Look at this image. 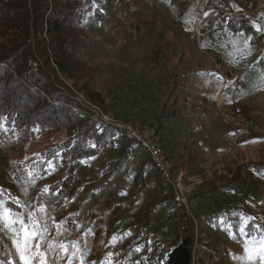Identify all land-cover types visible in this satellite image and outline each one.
<instances>
[{"label": "rangeland", "instance_id": "374dc122", "mask_svg": "<svg viewBox=\"0 0 264 264\" xmlns=\"http://www.w3.org/2000/svg\"><path fill=\"white\" fill-rule=\"evenodd\" d=\"M209 1H98L103 16L82 32L87 43L78 58L79 74L51 76L89 119L98 113L154 129L172 166L173 186H162L150 163L146 173L138 174L148 157L134 154L124 135L116 134L112 147L86 162L80 182L68 194L77 204L84 202L77 211L81 219L68 228L70 218L64 220L52 205L38 200L32 182L17 175L14 147L3 140L0 125V188L20 201L13 208L25 219L33 211L47 222L49 239L77 242L86 255L78 252L72 264L81 259L84 264H155L156 250L175 237L186 218L193 264H248L241 257L250 238L227 223L237 214V201L264 215V177L250 167L264 168V31L254 27L264 28V0H220L223 9L246 16L249 27L238 31ZM90 91L101 97L102 106L91 101ZM240 126L246 134L231 141L228 134ZM59 136L49 132L30 139L25 153L35 155ZM123 145L130 148L128 161L119 175L107 178ZM178 187L184 201L165 203ZM57 264H69L68 257Z\"/></svg>", "mask_w": 264, "mask_h": 264}, {"label": "trees", "instance_id": "16d2710c", "mask_svg": "<svg viewBox=\"0 0 264 264\" xmlns=\"http://www.w3.org/2000/svg\"><path fill=\"white\" fill-rule=\"evenodd\" d=\"M98 1L101 0H0V125L4 128L3 140L14 147L12 157L17 175L32 182L38 200L52 205L64 220L70 218L69 222L65 221L68 228L73 220L81 219L82 211H77L84 204L83 201L77 204V198L71 200L68 194L80 182L86 162L102 154L104 148L112 147V138L119 134L112 127L96 123L77 111L76 103L51 79L59 73L69 78L79 74L76 69L78 58L87 43L82 32L90 26V21L95 24L103 16ZM209 4L221 11L227 26L236 31L249 27L245 15L223 9L220 0H210ZM89 94L92 102L102 106L103 101L97 93L90 91ZM204 114L202 112L198 117ZM154 121L158 119L155 117ZM159 129L158 123L157 131ZM49 132L60 134L59 139L35 155L25 153L28 152V140ZM118 151L119 156L111 160V170H106L107 178L119 175L128 161L130 148L123 145ZM48 161H52V167ZM147 163L148 160L139 165L138 174L146 173ZM250 167L264 177L263 165ZM161 185L165 186L162 182ZM167 196L165 203L172 204L173 192ZM0 198L14 206V197L5 189L0 188ZM233 205L234 212L240 215L228 214H232L229 217L232 223H227L230 227L239 228L247 219L249 235H243L245 238L258 239L264 234L262 213L244 201ZM73 207L75 210L61 215L66 208ZM187 219L175 237L156 250L155 264H193V240L186 229ZM10 250L14 251L10 239L4 230L0 231V260L6 262L5 253Z\"/></svg>", "mask_w": 264, "mask_h": 264}, {"label": "snow or ice", "instance_id": "6c2138e0", "mask_svg": "<svg viewBox=\"0 0 264 264\" xmlns=\"http://www.w3.org/2000/svg\"><path fill=\"white\" fill-rule=\"evenodd\" d=\"M254 27L257 32L264 31L260 24H254ZM251 39V37L248 38V40ZM248 40L245 41L246 46ZM48 164L52 167V161H48ZM29 175L32 174L29 173ZM34 180L35 177H33V182ZM12 205L21 206L19 200H13ZM39 212H45L43 206L40 207ZM247 225L248 220L245 219L238 229L246 237L249 235L246 231ZM5 229L12 233L9 238L12 241L14 251L6 252L7 261L0 260V264H57L58 260H63L65 256L68 257L69 264H72V259L78 252H81L75 241L65 244L56 241L54 238L49 239L47 222H42L40 218H36L33 211H29L27 219H25L24 213L14 210L5 199L0 198V231ZM57 235H60L59 226H57ZM115 239L113 237L114 241ZM135 250L141 251L140 248ZM244 252L246 256L241 257V259H246L248 264H264V234L260 236L259 240L255 237L246 239ZM81 255H86V253L81 252ZM80 264H84L83 259H81Z\"/></svg>", "mask_w": 264, "mask_h": 264}, {"label": "built area", "instance_id": "2783aa9c", "mask_svg": "<svg viewBox=\"0 0 264 264\" xmlns=\"http://www.w3.org/2000/svg\"><path fill=\"white\" fill-rule=\"evenodd\" d=\"M91 119L96 123L108 125L124 135L125 139L132 145L133 153H142L149 159V163L154 168L159 180L167 185L173 186L172 166L166 158L163 149L158 143V137L154 129L144 125L134 126L126 121H117L111 118L102 117L101 114L94 113ZM247 130L244 126L236 128L232 133H229L231 141H236ZM174 200L181 203L184 201V193L178 188L174 191Z\"/></svg>", "mask_w": 264, "mask_h": 264}]
</instances>
